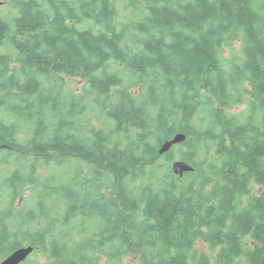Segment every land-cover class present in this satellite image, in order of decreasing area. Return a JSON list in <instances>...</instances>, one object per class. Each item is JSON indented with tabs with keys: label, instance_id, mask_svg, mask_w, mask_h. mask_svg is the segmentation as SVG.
<instances>
[{
	"label": "trees",
	"instance_id": "trees-1",
	"mask_svg": "<svg viewBox=\"0 0 264 264\" xmlns=\"http://www.w3.org/2000/svg\"><path fill=\"white\" fill-rule=\"evenodd\" d=\"M15 5L12 17L0 12V205L23 196L26 223L36 211L64 214L52 219V246L50 223L0 231V258L28 238L54 253L53 264H125L129 256L137 264H264V0ZM236 32L242 55L227 63L221 50ZM64 76L84 79L101 128L82 132L72 114L55 120L59 108L75 106ZM244 81L250 94L238 115L231 109ZM179 132L186 140L160 154ZM176 148L194 167L183 176L159 162L173 161ZM70 161L90 171L59 181L41 168ZM81 205L97 218L95 236L69 243L66 214ZM198 240L215 254L198 250Z\"/></svg>",
	"mask_w": 264,
	"mask_h": 264
},
{
	"label": "rangeland",
	"instance_id": "rangeland-1",
	"mask_svg": "<svg viewBox=\"0 0 264 264\" xmlns=\"http://www.w3.org/2000/svg\"><path fill=\"white\" fill-rule=\"evenodd\" d=\"M0 12L5 17H12L16 14V8L13 6V4L10 3L9 0H0ZM121 13L130 16L131 12L128 9L121 8ZM222 55L226 59L227 63L231 62L232 60L239 59V57L242 55V35L239 32L233 33L230 40H228L221 50ZM237 61V60H236ZM16 67V65H12ZM60 82L62 83V89L64 92L71 95L72 101L75 103L74 109L71 111L70 109L59 108L60 113L55 115V120L63 119L64 116L70 115L75 117V123L77 124L78 128L82 132H88V130L92 128H101L103 126L101 118H104V115L102 114V109L100 108V103H97L93 99V95L89 92L88 87L86 86V83L84 82L83 78H77V77H69L64 76V78H59ZM52 84V82L50 83ZM250 84L248 81H244L240 83L237 87V93H240V99L241 102L236 104L231 111L235 114L241 115L242 111L247 106V99L248 95L250 94ZM65 104H69L68 102H65ZM63 105V104H61ZM72 106V105H70ZM49 108V107H48ZM24 129V127L22 126ZM25 130V129H24ZM23 134H26L23 131ZM118 134V133H117ZM121 139L124 140V134L122 133ZM175 159L173 161L166 160L165 158H160L159 162L162 164H165L163 168H165L167 165L172 166V163L179 159L177 157L178 149L175 150ZM2 168L3 165H0ZM82 168V170L87 171L89 169V165L86 162L80 161H70L69 163H65L62 166H56L52 167V169L47 167H41L43 168V171H45V175L48 174V170H52L51 172L54 173V176L61 181H67L68 177L72 175V171L77 170L79 168ZM4 168L7 169L9 172L13 169H15V164L13 162H9L8 164L4 165ZM90 171V169H89ZM108 179L104 178L103 182L105 183ZM256 189H259V186L256 185ZM5 193V191H4ZM19 199V198H18ZM24 197L22 196L18 202L23 203ZM89 221L91 224L95 223L97 221L96 217L89 216ZM91 229H89V232H83L81 230L78 233V238L83 240L88 235H90ZM68 234V233H66ZM71 239H75L72 236H70ZM196 248L200 251L207 252L210 255H214L216 251L212 250L206 243H204L202 240H198L196 244ZM43 254H50L49 251H43V250H34L31 253V257L24 263V264H52V261H49L46 259V257ZM1 259V258H0ZM125 264H137V256H129L125 257L124 259Z\"/></svg>",
	"mask_w": 264,
	"mask_h": 264
},
{
	"label": "flooded vegetation",
	"instance_id": "flooded-vegetation-1",
	"mask_svg": "<svg viewBox=\"0 0 264 264\" xmlns=\"http://www.w3.org/2000/svg\"><path fill=\"white\" fill-rule=\"evenodd\" d=\"M11 4L16 8L15 1L16 0H9ZM0 50H5L4 48L0 47ZM84 205H81L82 208H77L71 213H67L68 219H66V222L68 223L63 231L68 233L66 235V240H68L69 243L71 242H90L91 239L95 236L94 232L96 230V223L91 224L89 221L90 213L88 210V205L83 207ZM29 205H26L24 203L18 202L13 204H2L0 205V231H3L4 229L10 230L12 236H14L15 233H22L23 229L26 227L28 230H31L35 232V230H38L41 227H44L45 224L50 223V230H46L45 239H47L46 235L50 236V245L52 246V219L55 220L56 218L61 217L64 213L63 212H56L55 210H52V212H49L47 215L48 217H52L51 219L43 218L41 216V213L39 211H36L32 213V216L34 219L30 221L29 223H26L25 219L27 216H29ZM35 207V206H34ZM79 207V206H77ZM94 215L93 213H91ZM89 229H91L90 235H88L85 239L81 240L78 238V233L83 230V232H89ZM54 232H58V228L56 225L53 227ZM39 234V231H37ZM49 233V234H48ZM40 236V234H39ZM72 236L75 238L74 240L71 239ZM28 244L22 245L27 246L30 245L32 242L28 238H23ZM33 245V244H32ZM34 246V245H33ZM21 247V246H19ZM17 247V248H19ZM16 248V249H17ZM14 249V250H16ZM13 250V251H14ZM35 250V246H34ZM39 250V249H36ZM12 251V252H13ZM10 252V253H12ZM9 253V254H10ZM7 254L6 256H8ZM31 255V254H30ZM21 262L20 264H24L31 256ZM46 259L49 261H52V264L54 263V253L50 254H43ZM0 259V262L6 257Z\"/></svg>",
	"mask_w": 264,
	"mask_h": 264
},
{
	"label": "water",
	"instance_id": "water-1",
	"mask_svg": "<svg viewBox=\"0 0 264 264\" xmlns=\"http://www.w3.org/2000/svg\"><path fill=\"white\" fill-rule=\"evenodd\" d=\"M186 134L183 132H179L174 135L173 138L165 141L161 148L159 149L160 154H164L169 151L174 145L182 143L186 140ZM172 170L175 174L179 176H183L185 172L193 171L194 167L185 160L176 159L172 163ZM34 251V246L32 244L27 246H21L6 256L0 264H20L24 260H26L29 255Z\"/></svg>",
	"mask_w": 264,
	"mask_h": 264
}]
</instances>
